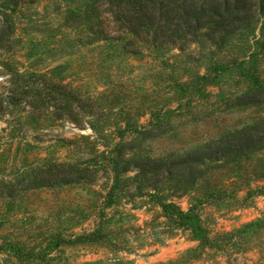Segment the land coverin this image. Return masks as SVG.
<instances>
[{"label":"rangeland","instance_id":"obj_1","mask_svg":"<svg viewBox=\"0 0 264 264\" xmlns=\"http://www.w3.org/2000/svg\"><path fill=\"white\" fill-rule=\"evenodd\" d=\"M100 7L106 17L105 4ZM63 10V0H23L15 10L5 8V14L0 7V28L5 15L10 24L0 48V264L264 263V220L237 231L264 212V192L255 191L256 185L264 186V178L245 174L250 165L244 170L246 164L212 160L216 168L210 174L204 169L207 189L197 179L182 194L168 181L157 183L158 190L150 185L138 189L140 177L133 176V159L145 152L158 156L200 146L221 128L255 120L264 114V104L230 105L202 117L201 108L209 110L217 98L223 102L228 96L231 102L244 88L239 84L221 97L222 85H210L208 100L192 103V118L172 117L160 127L164 133L156 131L142 145L136 130L153 121L145 94L157 87L168 90L171 80L160 74L157 63L138 54L120 57L118 77L110 69L99 73L92 66L94 45L76 40L72 28L62 25ZM54 82L76 87L82 101L114 100L104 121L105 136H95L89 115L75 104L59 105L61 96L50 88ZM120 96L123 110L129 106L133 114L127 124L114 117ZM59 169L82 177L53 185L39 181ZM213 188L220 194H203ZM160 201L196 211L205 241L168 221ZM95 228L100 238L85 237Z\"/></svg>","mask_w":264,"mask_h":264},{"label":"trees","instance_id":"obj_2","mask_svg":"<svg viewBox=\"0 0 264 264\" xmlns=\"http://www.w3.org/2000/svg\"><path fill=\"white\" fill-rule=\"evenodd\" d=\"M63 1L62 25L72 28L76 40L94 45L96 52L92 66L99 73L110 69L111 74L118 77L121 70L120 57L138 54L139 58L148 59L150 64L157 63L160 74L171 80L168 90L157 87L149 95L145 94L149 96L145 99H149L152 104L149 114L153 121L139 124L141 129L134 128L141 135L142 145L147 137H156V131L164 133L166 130H161L160 127L169 124L172 117L183 115L188 119L192 118L195 114L191 109L192 103L201 105L206 102L210 92L206 87L210 85H222L221 88L227 90L219 91L218 96L221 97L226 93L230 94L239 84H243L244 88L231 102L227 96L223 102H219L220 98H217L209 103L207 111L201 108L202 117L214 111H223L230 105L264 104V75L261 74L264 69L260 67L264 59V0ZM22 2L23 0H0V7L5 14V8L15 10ZM102 3L105 4L103 11L106 17L101 14ZM258 21L260 23L256 31ZM8 26L10 24L5 15L0 28V48L3 46V39H6ZM29 76L36 77L38 73H30ZM50 88L61 96L60 106L70 107L75 104L89 115L87 122L96 137L107 134L108 128L104 121L111 115L110 107L114 100L111 103L95 99L82 101L76 87L59 82H54ZM169 90L170 95L167 96ZM151 92H154L153 96ZM122 97L115 101L119 104L116 105L114 117L127 124L133 114L128 111L129 106L123 110ZM214 102H218L216 106H213ZM173 103H176L175 106ZM159 104L161 105L158 106ZM221 104L225 107H220ZM53 107L59 106L54 104ZM231 127L221 128L214 139L210 138L202 145L186 149L182 153L169 152L152 156L145 152L133 159L136 165L133 176L140 177L138 189L142 185H150L158 190L160 187L157 183L168 181L169 186L179 189L182 194L192 189L197 179L207 189L209 182L204 169H208L207 173L210 174V170L216 168L210 162L219 159L222 160L221 163L231 162L238 167L246 164L242 167L244 170L250 165L245 174L249 173V177L253 179L264 178V114L239 127ZM116 129L120 130V125ZM113 168L116 169L115 166ZM69 170L59 169L52 174L46 173L39 181L53 185L77 182L82 177V174ZM149 172L150 175L147 176ZM256 187L255 191L264 192L263 185ZM213 191L203 194L206 197L220 194L218 189L213 188ZM159 204L168 221L188 227L193 237L200 242L205 241L204 230L198 223L196 211H192L191 207L182 210L173 201H160ZM263 220L264 212L237 231L242 233ZM101 235L100 230L95 228L86 233L85 237L95 240Z\"/></svg>","mask_w":264,"mask_h":264}]
</instances>
